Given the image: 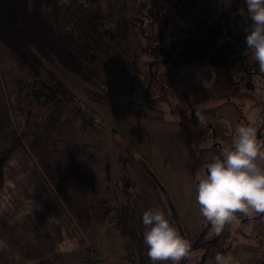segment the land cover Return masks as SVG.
<instances>
[{
  "label": "rangeland",
  "instance_id": "1",
  "mask_svg": "<svg viewBox=\"0 0 264 264\" xmlns=\"http://www.w3.org/2000/svg\"><path fill=\"white\" fill-rule=\"evenodd\" d=\"M53 1L59 9L57 25L61 31L78 38L75 22L86 16L100 46L127 73H118L114 66L108 65L118 77L108 72L102 76L108 85L96 87L67 73L64 78L73 100L61 104L64 119L55 139L69 152L71 157L64 153L67 161L81 163L77 166L87 168L95 177L90 207L97 230L110 229L118 249L121 246L125 264L130 254L137 263L133 239L143 238L148 230L142 224V215L151 208L162 209L184 238L192 237V232H205L208 222L200 215L195 187L207 164L220 152L201 146L205 137L188 120L187 112L194 107L196 115L203 114L209 122V138L215 131L219 135L226 133L227 143H230L238 127L253 126L259 120L261 90H254L256 100L236 94L230 102H220L221 99L210 91L214 78L210 66L201 63L174 65L172 60L181 50L179 43L187 38L185 25L176 20L174 14L177 5L186 0L164 2L168 25L156 40L153 36L157 31L154 27L151 29L147 17L154 0ZM195 1L200 7L210 8V22L216 27L221 21L222 9H229L236 2L231 0L226 7L222 0ZM47 14L51 18L50 10ZM133 54L137 57V75L128 67V57ZM164 54L169 60L162 58ZM41 77L46 80L44 73ZM29 79L27 70L18 60L0 47V114L3 111L7 118L6 127L0 124V135L3 132L4 136L0 139V155L6 152L0 165V188L8 160L41 163L39 154L32 152L30 145L38 136L50 143L43 125L44 115L54 112L58 106L48 108L42 99L34 100L28 116L19 115L14 109L18 113L15 120L8 109L9 104H16V86ZM258 85L256 83V87ZM191 123L195 127L192 131L186 129ZM12 132L22 138L19 141L22 149L11 147ZM23 136L28 140L23 141ZM45 146L50 148L49 144ZM259 163L264 166V161ZM142 178L145 180L141 181ZM167 199L173 207L174 218ZM126 205L123 213L122 207ZM122 214L126 217L129 234L122 229ZM78 233L85 254L83 264L90 250L99 258L100 249L93 246L81 230ZM224 240L211 252L210 249L196 251L198 261L186 260L184 264H216L217 254L230 258L231 264H264V214H238L228 225ZM127 244L132 246L131 250L127 249ZM217 250L220 251L216 254ZM147 264H152L149 258Z\"/></svg>",
  "mask_w": 264,
  "mask_h": 264
},
{
  "label": "trees",
  "instance_id": "2",
  "mask_svg": "<svg viewBox=\"0 0 264 264\" xmlns=\"http://www.w3.org/2000/svg\"><path fill=\"white\" fill-rule=\"evenodd\" d=\"M166 0H154L153 6L148 9L147 17L151 21V29L157 31L153 40L162 33L168 25L165 17ZM51 11V18L48 16ZM59 9L53 0H0V47L11 53L24 67L28 74L27 82H20L15 90V105H8L11 116L29 115V107L34 100L42 99L48 108L57 107L65 102H72V94L64 83L65 73L90 87L107 86L102 76L110 72L108 65L114 66L118 73L122 71L112 57L100 46L86 16L75 22L78 38L63 32L57 25ZM210 8L200 7L195 0L180 2L175 10L174 17L185 25L187 38L181 40V51L175 58L176 64H209L216 58L222 40L219 27L210 22ZM174 17L172 16L173 20ZM172 20V19H171ZM153 29V30H154ZM128 67L137 75V57L135 54L128 57ZM45 74L46 80L41 77ZM224 80L229 78L224 74ZM103 91L104 88H101ZM19 111L14 112V109ZM14 112V113H13ZM27 141L28 137L23 136ZM19 136L11 134V147H20ZM4 155H0V165L4 162ZM128 207H122L123 213ZM121 225L126 234L129 228L126 217L122 214ZM143 238H134L137 263L147 264L148 255Z\"/></svg>",
  "mask_w": 264,
  "mask_h": 264
},
{
  "label": "crops",
  "instance_id": "3",
  "mask_svg": "<svg viewBox=\"0 0 264 264\" xmlns=\"http://www.w3.org/2000/svg\"><path fill=\"white\" fill-rule=\"evenodd\" d=\"M62 111L59 105L44 115L50 143L38 136L30 145L41 163L8 160L5 165L0 188V264H83L79 230L100 249L97 264H125L110 229L97 230L93 222L90 203L95 177L77 166L81 163L67 161L69 152L55 139L64 119ZM2 115L0 124L6 127L3 111Z\"/></svg>",
  "mask_w": 264,
  "mask_h": 264
},
{
  "label": "clouds",
  "instance_id": "4",
  "mask_svg": "<svg viewBox=\"0 0 264 264\" xmlns=\"http://www.w3.org/2000/svg\"><path fill=\"white\" fill-rule=\"evenodd\" d=\"M227 7L231 0H222ZM247 17L245 43L254 54V62L264 72V0H244ZM199 125L205 121L200 117ZM264 145L258 142L255 126L243 125L235 130V139L224 144L220 155L213 156L198 177L195 187L200 215L217 231L236 220L238 214H264ZM142 224L143 243L152 264H181L190 253V244L177 231L158 207L145 211ZM216 264H231L222 254L214 257Z\"/></svg>",
  "mask_w": 264,
  "mask_h": 264
},
{
  "label": "flooded vegetation",
  "instance_id": "5",
  "mask_svg": "<svg viewBox=\"0 0 264 264\" xmlns=\"http://www.w3.org/2000/svg\"><path fill=\"white\" fill-rule=\"evenodd\" d=\"M243 9H246L244 0H236L235 4L231 8L225 10L222 9L221 11V21L218 24V27L222 32L221 44L216 58L213 62L206 64L214 71V78L211 82L210 91L215 97L221 99L219 100L220 102L228 103L232 100V96L236 94L239 95L240 98L256 100L258 97H255L256 93L254 90L256 88L261 90L262 102L259 120L256 121L253 126L257 127L258 130V142L261 145H264V123L262 125V119H264V72L259 71L254 62V54L247 48L245 43V29L248 21L246 11L243 12ZM162 58L169 60V56L166 54H164ZM175 58L172 60L174 65H184L176 64ZM224 74H227L229 78L228 83L224 80ZM256 83L259 84L258 87H256ZM160 95H163L162 91ZM193 109L194 107L189 109L187 112L188 120L194 123L195 127L198 128V131H200L199 133L205 137V140L208 138V140L203 141L204 143L201 146L203 148L208 147L210 151L214 150L216 152H220L223 143L225 142L227 144L228 134L221 133L219 135L216 134L215 131V134L209 138V135L207 134L209 122L203 114L199 113L196 115L195 110L193 111ZM191 110L192 112H190ZM200 117L204 118V126L199 125L198 120ZM195 127L192 126L191 123L190 126L186 127V129L192 131ZM216 137L221 139L218 140ZM262 150H264V148H262ZM143 180H145V178L141 179V181ZM171 223L175 226V222L172 221ZM207 226L208 227L205 232L196 231L194 234L192 232V237H189V239L187 237L184 238L181 234V236L189 242L191 248L197 247L189 253V256L183 260L182 264H184L186 260L190 263L198 261L199 258L196 256V251L210 249L209 251L211 252V250H214L215 246L224 243V235L228 225H225V227L220 231H217L214 226L209 224V222L207 223ZM178 233L180 232L178 231ZM219 251L220 250H217L215 253L217 254ZM212 256L213 255H210V257Z\"/></svg>",
  "mask_w": 264,
  "mask_h": 264
},
{
  "label": "built area",
  "instance_id": "6",
  "mask_svg": "<svg viewBox=\"0 0 264 264\" xmlns=\"http://www.w3.org/2000/svg\"><path fill=\"white\" fill-rule=\"evenodd\" d=\"M132 246L130 244H127V249L131 250ZM98 262V256L97 254L93 253V251L90 250V252L88 253L87 257H86V261L84 262V264H97ZM126 264H136L134 257L132 254L128 255V259H127Z\"/></svg>",
  "mask_w": 264,
  "mask_h": 264
},
{
  "label": "water",
  "instance_id": "7",
  "mask_svg": "<svg viewBox=\"0 0 264 264\" xmlns=\"http://www.w3.org/2000/svg\"><path fill=\"white\" fill-rule=\"evenodd\" d=\"M263 123H264V119H262V125H263ZM262 127V126H261ZM167 203H168V206H169V209H170V211H171V214H172V216H173V214H174V210H173V207L171 206V204H170V202H169V200L167 199ZM173 218H174V216H173ZM197 248V247H196ZM196 248H190V252L191 251H193V250H195ZM183 263V261L181 262V264Z\"/></svg>",
  "mask_w": 264,
  "mask_h": 264
}]
</instances>
